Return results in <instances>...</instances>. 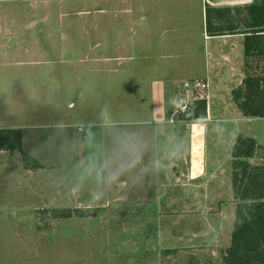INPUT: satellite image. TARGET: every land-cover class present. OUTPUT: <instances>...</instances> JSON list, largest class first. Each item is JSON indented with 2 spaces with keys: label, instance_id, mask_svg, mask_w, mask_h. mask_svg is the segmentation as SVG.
Listing matches in <instances>:
<instances>
[{
  "label": "rangeland",
  "instance_id": "rangeland-1",
  "mask_svg": "<svg viewBox=\"0 0 264 264\" xmlns=\"http://www.w3.org/2000/svg\"><path fill=\"white\" fill-rule=\"evenodd\" d=\"M127 3L130 5L129 2ZM107 4L105 0H0V12L7 17L2 18L6 20L4 24H10L12 21L16 23L29 21L43 31L40 34L33 31L32 35L42 36V47L47 49L48 62L44 67L46 72L42 74L40 83L35 82L31 86V97L26 95L25 104L32 109L28 121L33 126L44 125L50 128L40 131L46 142L38 146L41 156L55 165L53 169L47 171L49 191L57 186L68 188L71 169L80 158L71 152H61V145L66 138L83 137V132H78L74 126L75 122L95 121L98 125L97 135L107 143V132L99 126L100 110L107 106L109 112L105 114V118L110 124L114 122L120 128L137 130L148 142L150 129H147L149 126L144 125L143 122L152 121L153 107L159 115H165L164 118L167 120L173 109L178 111L180 106L186 103L188 112L186 115L190 118L194 102L199 95L206 98V87L201 88L199 82L182 78L180 79L182 82H176L179 86L177 92H183L182 96L181 94L176 96L177 98L173 95L169 96L172 82L160 79L153 82L152 94V90H148L151 82L141 81V83L137 78V50L134 36L129 33L130 29L136 27L137 17L134 13L118 14L114 17L109 14ZM126 4L110 1L108 5L116 6V10L120 11L125 9ZM202 24L203 18L200 14H196L192 25L200 26L202 29ZM45 34L47 39L44 37ZM131 40L133 41L130 42ZM199 46L203 47V41H200ZM200 47L193 49L192 75L199 74L201 54L196 57L195 53H203V48ZM167 61L165 60L166 64ZM249 62L246 76L264 75V64L257 63L255 59ZM167 74L163 72L159 77ZM177 76L179 77V74ZM212 83L215 87V82ZM164 86L169 93L164 91ZM185 86L188 94L185 92ZM214 87L211 89L210 97L212 106L218 99L225 100L224 95ZM7 98L8 95L6 102ZM234 100L236 102V99ZM180 115L176 114L174 119L180 120ZM11 120L13 115L6 121L11 122ZM56 121H65L69 124L63 134H58L51 127ZM252 127L253 134L260 138V133L264 132V121ZM159 130L161 138L157 143L160 145V156L159 153L153 157L144 155L145 159L153 158L148 160L146 164L148 167L144 172L157 182V196L149 195L150 193L141 196L136 193L134 185L136 176L132 173L128 178L122 177L127 181L124 182L126 185L124 183L121 186L120 183L114 185V193L107 192L99 201H91L88 197L89 191H81L78 209L59 207L34 210L36 224L42 227L46 220L48 227L44 225L47 227L44 229L47 230L51 228V222L54 220L52 219L54 210L70 209L94 213L79 218L90 221L81 225L78 237L74 236L73 243L78 247V252H72L71 248H68L69 254L61 257L62 259L55 257L54 264L57 261H61L59 264H119L114 258L108 263L107 260H110L108 255L98 256L97 252L95 254L96 240L92 247L91 242L81 233L108 225L110 229L107 232H109L112 227L119 225L120 221L117 219L122 218L132 219L131 223L123 225L122 222L119 227L121 229L123 227L122 230L129 234H136L139 239L137 243L142 242L139 235H144V264H224V251L230 245L237 204L231 190V161L227 171L228 175L230 173V178H226L227 183L223 176H199L200 181L193 177L191 180L184 176L180 177L183 161L178 159L177 153L176 160L173 161L174 157L170 153L163 152L171 146V141L175 138L176 145L182 142L185 133L182 128L166 130L162 127ZM189 131L191 132L186 130V133ZM86 154L87 149L81 153V155ZM169 158H172V161L166 160ZM249 162L253 165H264L261 152ZM5 194L7 193L2 182L1 201L4 200ZM153 196L161 202L159 210L154 212L149 205L139 206L137 210L136 203L150 201ZM125 203L128 205L126 206ZM140 208H144L146 217L140 213ZM142 216L146 222L143 225L139 224ZM72 218L78 217L72 216ZM105 219L109 220L108 225L104 224ZM119 227L117 232H120ZM60 228L58 227L56 232L65 234L63 232L65 228ZM54 245L53 241L52 246ZM167 249L168 253H164ZM57 251L60 256V250ZM51 259L49 257V260Z\"/></svg>",
  "mask_w": 264,
  "mask_h": 264
},
{
  "label": "crops",
  "instance_id": "crops-1",
  "mask_svg": "<svg viewBox=\"0 0 264 264\" xmlns=\"http://www.w3.org/2000/svg\"><path fill=\"white\" fill-rule=\"evenodd\" d=\"M105 1L108 4L110 1L130 3V5L127 3L125 9L120 11L116 10V6L112 7L108 4L107 6L109 14L114 17L118 14L133 13L137 17L136 27L129 31L134 36V45L137 50V78L140 82H151L148 90L151 89L152 94L153 82L159 79L172 82L169 96L174 97L183 95V92H177L179 86L176 82H182L181 78L199 82L206 87V118L204 119L175 120L176 110L173 109L170 118L165 120V115H159L153 107L152 121L143 122L144 125L149 126L147 129H150L145 154L153 157L159 153L158 156H160V145L157 143L161 138L158 132L160 128L165 127L166 130L182 128L185 133L184 138L181 139L182 142L176 145L175 138L171 141V146L168 145L170 147L163 152L170 153L174 157L173 161L176 160L175 154L177 153L178 159L183 161L180 177L184 176L190 180L193 177L200 181V177L204 176H223L227 183L226 178H230V173L228 175L227 171L235 139L238 136L247 137L264 146V132L260 133L259 138L253 134L252 127L256 123L263 122L264 118L244 117L232 96V92L242 85L246 77L249 61L255 59L257 63L264 64V57H251L248 60L245 58L243 49L245 35L240 33L242 30L234 34L210 36L206 31L204 21L209 10L228 8L240 10V13L244 7L261 0ZM133 5L135 8L132 7ZM196 14H200L203 18L202 29L200 26L192 25ZM231 14L235 15V13ZM3 17L6 16L0 12V130H20L23 151L41 165V168L27 170L22 166L19 153L0 150V184L3 182L7 193L3 197L4 200H0V264H49L48 262L54 264L55 257L62 259L61 257L69 254L68 248H71L72 252H78V247L73 243L74 236L78 237L81 225L90 219L81 220L72 217L54 219L50 229L37 228L34 210L59 207L78 209L80 192L72 195L68 193V188L61 186H57L52 191L48 190L47 171L53 169L55 165L49 163L43 155L42 158L38 146L46 142L40 131L50 128L44 125L33 126L28 121L32 109L25 104L26 95L31 97V86L35 82H41V76L46 72L44 67L48 62L47 49L42 47V36L32 35L33 31L42 33V28L29 21L28 23L12 21L10 24H4L6 20L2 19ZM44 37L48 38L46 34ZM200 41H203V47L199 46ZM8 42L12 44L9 45ZM198 47L203 48V53H195L196 57L201 54L200 70L198 75H192L193 49ZM165 60H168L167 64ZM163 72L168 73L167 76L159 77L163 75ZM212 81L215 82V87ZM212 87L225 97V100H216L214 106L210 103ZM164 91L169 93L166 87ZM185 92L188 94L186 86ZM11 115H13V120L6 121ZM186 130H191V132L186 133ZM151 159L153 158L143 157V164H148V160ZM166 160L172 161V158ZM134 174L136 193L141 196L148 193L157 196L158 189L155 179L148 175L141 179L135 172ZM123 178H128V176ZM125 181L122 179L120 186ZM84 191H89V189L86 188ZM114 191L113 187L109 192L112 194ZM121 191L120 188V193ZM154 198L155 196L150 201L136 203L135 207L138 210L139 206L149 205L155 212L159 210L161 202ZM125 205L128 204L125 203ZM130 205L132 206L133 202ZM140 213L146 217L144 208H140ZM144 217L140 218L139 224L146 223ZM117 220L120 221L119 225L122 222L125 225L132 221L130 218ZM107 221L109 220H104L105 225H108ZM115 223L117 225V222ZM119 225L112 227L109 232H107L110 229L108 225L97 230L85 229L89 232L81 234L86 236V240L91 242L92 247L94 240L98 241V243L95 242L97 248L94 252L95 254L97 252L98 256L108 255L110 258L107 260L108 263H111V259L114 258L119 264H144V235H139L142 242L137 243L136 241L139 240L137 235L125 232ZM58 227L65 228L63 231L65 234H58L56 232ZM117 227L120 232H117ZM53 241L54 246H52ZM168 251V249L164 250V253ZM71 255L73 260V253ZM49 257L52 259L49 260ZM59 263L61 261H57L56 264Z\"/></svg>",
  "mask_w": 264,
  "mask_h": 264
},
{
  "label": "trees",
  "instance_id": "trees-1",
  "mask_svg": "<svg viewBox=\"0 0 264 264\" xmlns=\"http://www.w3.org/2000/svg\"><path fill=\"white\" fill-rule=\"evenodd\" d=\"M239 11L228 8L207 11V33L217 36L242 30L240 33L245 35V58L264 57V0L244 7L240 13ZM232 93L244 117L264 118V75L246 76L242 85ZM186 113L188 112L181 114L180 119L206 118V98L199 95L194 102L191 117ZM2 149L19 153L23 168L27 170L41 168L23 151L20 130H0V150ZM259 152L264 159V146L254 139L241 136L235 139L231 149V190L237 204L230 245L224 251V264H264V165L249 162ZM93 214L81 210L59 209L53 211L52 219L72 216L84 218ZM45 222L46 220L42 227L37 224V228L44 229L47 226Z\"/></svg>",
  "mask_w": 264,
  "mask_h": 264
},
{
  "label": "clouds",
  "instance_id": "clouds-1",
  "mask_svg": "<svg viewBox=\"0 0 264 264\" xmlns=\"http://www.w3.org/2000/svg\"><path fill=\"white\" fill-rule=\"evenodd\" d=\"M107 106L100 110V127L108 135L106 143L97 135V123L92 120L75 122L78 132L83 137L66 138L61 145V152H71L80 158L76 160L70 172L68 193L75 195L85 188L89 189V199L93 202L102 199L122 177L136 173L141 179L147 175L143 157L147 151V142L137 130L120 128L116 123H109L105 114ZM51 127L63 134L69 127L65 121H56ZM87 149L86 155H81Z\"/></svg>",
  "mask_w": 264,
  "mask_h": 264
},
{
  "label": "built area",
  "instance_id": "built-area-1",
  "mask_svg": "<svg viewBox=\"0 0 264 264\" xmlns=\"http://www.w3.org/2000/svg\"><path fill=\"white\" fill-rule=\"evenodd\" d=\"M200 87H201V88H205V85L201 84ZM186 110H187V104L184 103V104H182V105L180 106L179 110L176 111V114H179V115H180V114H184V113L186 112Z\"/></svg>",
  "mask_w": 264,
  "mask_h": 264
}]
</instances>
